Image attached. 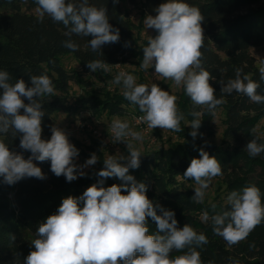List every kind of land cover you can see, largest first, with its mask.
Returning a JSON list of instances; mask_svg holds the SVG:
<instances>
[{
  "label": "clouds",
  "instance_id": "9594fccd",
  "mask_svg": "<svg viewBox=\"0 0 264 264\" xmlns=\"http://www.w3.org/2000/svg\"><path fill=\"white\" fill-rule=\"evenodd\" d=\"M113 3H119V0H113ZM36 4L39 22H43L47 15L65 26V36L69 39L62 41V46L73 52L79 50V45L71 39L73 34L92 36L88 46L92 52L101 55L103 45L120 39L119 29L109 23L105 6L97 7L89 0H36ZM154 11L156 15H147L143 22L147 29L158 34L150 37L143 48L140 67L147 70L152 65L155 75L183 86L194 106L214 115L225 99L223 95L216 97L215 89L209 83L215 77L202 66L204 30L201 25L204 16L201 10L185 0H166ZM103 66L99 60L86 63L92 72ZM234 72V78L219 81L220 93L231 95L236 92L256 104H264V95L257 93L260 84L244 74L240 67ZM259 73L260 80L264 81V67ZM10 80L9 72L0 70V89L3 90L0 95V134H10L12 138L19 134L20 149L31 155L25 159L23 152L11 150L9 144L0 139L2 182L12 186L25 178L45 179L42 169L34 161H50L51 172L57 177L63 175L67 182L86 175L83 169L97 163L95 153L83 165H77L74 160L79 150L63 129L53 126L51 138L42 139L45 113L41 100L55 91L50 77L47 74L31 75V87L23 79L15 83ZM112 83L122 85L124 98L139 106L145 114L140 119L149 128L182 131L180 122L185 117L177 108L175 95H170L156 83L151 87L137 84L135 76L123 71L114 77ZM25 99L29 102L25 103ZM190 115L193 119L189 135L195 139L201 127L202 112L193 110ZM109 129L114 143L126 144L127 156L109 155L103 161V169L96 173L101 178L98 183L89 186L79 197L68 196L62 200L56 213L39 224L35 233L37 238L31 242L34 250L29 252L23 264H203L197 248L206 245L208 237L197 233L189 224L178 228L172 210L160 207L161 214L158 215L146 195V184L129 174L130 169L140 167L142 154L127 138L140 141L143 134L132 130L127 121L120 119H113ZM251 131L254 134L256 129ZM258 140L259 137H254L246 145L245 149L252 157L264 153V143H258ZM199 156L191 160L183 173L185 180L193 179L198 185L191 198L197 204L204 202L205 190L211 180L223 174L215 156L203 149H200ZM112 177L122 183L104 187V179ZM122 190L127 194H122ZM227 202L228 210L216 212L211 217L205 212L203 219H210L213 233L232 246L245 240L256 226L264 222V204L261 191L255 184L244 187L242 192L231 191ZM212 208L215 210L216 205L213 204ZM149 217L155 221L157 229L151 235L147 226ZM173 251L183 254L172 257Z\"/></svg>",
  "mask_w": 264,
  "mask_h": 264
},
{
  "label": "trees",
  "instance_id": "16d2710c",
  "mask_svg": "<svg viewBox=\"0 0 264 264\" xmlns=\"http://www.w3.org/2000/svg\"><path fill=\"white\" fill-rule=\"evenodd\" d=\"M122 1L114 4L113 0H89L97 7L105 6L109 23L119 29L120 39L116 43L105 44L101 54L92 52L88 41L93 37H81L75 34L71 39L79 45V50L73 52L62 46L67 29L62 23L54 22L45 15L43 22L38 20V5L36 0H0V70L8 71L10 82L23 79L31 87V75L47 74L55 85L51 96L44 97L42 110V139L51 138V128L58 112L76 116L80 112H88L94 119L145 115L123 96L117 89L103 96L84 95L77 98L69 94L70 83L76 81L77 75L68 72L62 57L73 56L84 72L90 71L86 63L99 60L104 66H116L132 59L143 61V48L148 40L139 45L138 38L133 36L135 24L128 19L122 8ZM135 5L138 0H128ZM78 2V0H76ZM141 11L142 19L147 15H156L154 9L166 0H144ZM190 5L201 10L204 20V43L201 48L202 66L209 71L214 80H210L217 98L224 96L225 103L218 106L215 113L225 112V131L223 147L212 142L193 139L189 135L183 120L192 121L190 113L201 111V127L198 134L210 136L208 130L213 121V115L198 106H194L185 94L178 110L184 119L180 122L181 132L176 133L185 139L186 145H178L173 149H160L140 157V167L130 169L138 182L147 186V197L161 214L160 207L174 211L178 228L189 224L197 233H204L208 243L197 248L203 264L212 261L213 264H264V222L256 226L245 240L229 246L226 241L212 231L211 220L205 221L203 214L209 217L216 212L228 210V202L221 197L211 203H194V187L189 180L183 178V173L193 158H200V149L215 156L221 164L222 175L214 177L222 180L227 197L231 191L242 192L243 188L255 184L261 191L264 204V153L252 157L245 149L247 143L254 137H259L258 143H264V135L257 132L259 125L264 123V104H256L247 96L233 92L231 95L220 93L219 81L225 82L234 78V69L240 67L244 74L249 75L260 84L257 93L264 95V81L260 80L259 67L251 54L253 48L264 50V0H185ZM158 33L155 31L152 37ZM127 43V47L125 44ZM221 69L226 71L221 72ZM3 90L0 89V95ZM28 103L27 99L24 101ZM23 114V109H21ZM256 132L253 134L252 129ZM0 139L9 144L11 150L23 152L25 159L31 155L19 147L20 138H12L0 134ZM225 146V148H224ZM105 159L99 155L96 165L102 170ZM45 179L25 178L15 185L9 186L0 177V264H23L30 251L34 250L31 242L36 239V231L40 223L49 215L55 214L62 200L68 196L79 197L92 184L101 179L96 175L87 179L67 182L65 177L55 176L50 170V161L36 162ZM118 178H105L104 187L121 184ZM122 194H127L123 192ZM215 204V210L212 205ZM82 206V205H81ZM148 234H155L156 224L147 218ZM15 236V240H12ZM254 245V247H250ZM186 251V249H185ZM183 252L173 251L175 257Z\"/></svg>",
  "mask_w": 264,
  "mask_h": 264
},
{
  "label": "rangeland",
  "instance_id": "374dc122",
  "mask_svg": "<svg viewBox=\"0 0 264 264\" xmlns=\"http://www.w3.org/2000/svg\"><path fill=\"white\" fill-rule=\"evenodd\" d=\"M143 1L144 0H138L135 5H132L128 0L122 1L124 15L136 26L133 36L138 38L140 46L144 41L150 39L155 32L153 29H147L143 22L144 19L141 17ZM1 15L2 13H0V16ZM251 54L255 58L257 66L259 68L264 67L263 48H253ZM61 61L68 72L77 75L76 81L70 83L69 86V94L74 98L84 95H94L102 99L105 94L110 92L113 93L115 89L122 93V85H116L112 83V81L118 73L123 71L135 76L137 84H146L151 87L153 83H156L161 89L168 91L170 95H175L177 97V108L181 107L180 102L182 101L185 92L183 86H176L171 79H165L161 76L155 75V69L152 65L145 70L140 67L142 62L139 63L137 62L138 60L132 59L128 62L112 67L103 66L102 68L97 69L96 72H92L91 70L84 72L79 67L75 58L71 55L62 57ZM81 113L82 112L78 113L76 116H70L60 111L54 117V125L63 129L67 133L69 141L79 150V155L74 160V163L77 165H83L85 161L90 158L92 153H95L97 157L102 155L104 159L109 155L118 156L122 154L127 156L126 144L123 142L114 143L112 140L109 126L113 119L127 121L132 130L143 134V139L140 141L131 140V137L127 138L140 150L142 155L160 149H173L178 145H186L184 138H181L176 133H172L170 130H163L161 128L151 129L149 127H141V129H139L138 127H135V120L132 116L114 118L103 116L102 118L94 119L86 111L82 114L83 116ZM213 117L210 130H208L210 136H206V134L201 135V133H199L197 138L201 141L207 143L212 142L217 146L223 147L225 112L220 110L216 112ZM190 123L191 122L187 119L183 120V124L187 127L189 132L192 131ZM257 132L261 136L264 135L263 122L259 125ZM100 170L101 169L96 164L88 166L83 169L86 175L78 176L76 180L87 179L89 176ZM189 184L194 188L198 187L193 179H190ZM225 189L222 180L213 178L209 188L205 190L206 194L203 203H211L218 197H221L222 200L227 202V193Z\"/></svg>",
  "mask_w": 264,
  "mask_h": 264
},
{
  "label": "built area",
  "instance_id": "2783aa9c",
  "mask_svg": "<svg viewBox=\"0 0 264 264\" xmlns=\"http://www.w3.org/2000/svg\"><path fill=\"white\" fill-rule=\"evenodd\" d=\"M83 113H85V112H82L81 115ZM142 116H144V115L134 116V120H135L134 125H135V127H138L139 129H141V127H146V128L148 127L147 123L140 119Z\"/></svg>",
  "mask_w": 264,
  "mask_h": 264
}]
</instances>
